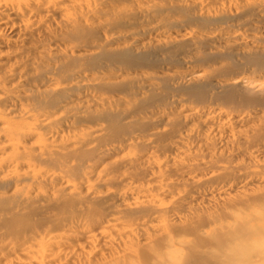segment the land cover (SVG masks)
Segmentation results:
<instances>
[{"label":"bare ground","instance_id":"1","mask_svg":"<svg viewBox=\"0 0 264 264\" xmlns=\"http://www.w3.org/2000/svg\"><path fill=\"white\" fill-rule=\"evenodd\" d=\"M150 1L152 0H0V29L1 27H8L13 29L15 34L9 38L0 34V46L8 43L15 45L31 44V29L34 27L40 29L39 25L42 23H45L46 34L50 38L52 34H56L64 43V45L61 42L58 43L52 38V42L48 40L40 43V54L36 62L16 66V69H4V63L0 60V193L9 188L16 191L18 187L22 189L45 181L49 171L40 175L39 171H35L39 165L44 164L45 167H49L50 164H55L58 170L64 169L65 171L66 160L64 157H73L77 153L66 151L68 148L66 144L61 142V137L67 129L76 123L91 122L94 126L100 125L103 131L110 128L104 124L108 125L110 122L113 124L115 119L122 121L126 118H141L144 115V111L142 112L140 109L142 105L152 101V97L144 99L141 94V96L136 94L134 99L130 101L126 97L119 96V89L123 86H119L118 83H105L98 79L92 80L89 76L99 74L101 71L109 76L106 78L109 81L132 75H140L141 81H146L144 78L148 77H144V60L141 57L144 56V50H146L144 43L133 41L134 37L125 23L130 22L134 17L144 18V16H148L151 8L147 4ZM167 1L171 4L174 0ZM176 1H179L183 7L193 13H204L209 18L225 14L248 18L259 12H264V0ZM160 9L161 12L176 11L171 7L166 10L165 6H161ZM147 32L160 33L161 26L156 24ZM95 34L98 36V41ZM28 35L30 36L27 37ZM181 36L180 39H169L170 37L165 35L163 40H156L151 49L156 51L169 50L180 43H184L190 52L194 51V37L187 33L181 34ZM230 36L232 35L229 34L224 38L221 35L208 38L206 41L208 50H212V47L221 43L228 45L230 42H234L236 49H242L247 41L251 46H257L258 42L262 41L253 36L247 38L239 35ZM58 45L67 48L64 47L62 51L59 50L58 55L54 56V51ZM259 53L264 54L262 51ZM261 54L259 55L264 57ZM23 70H26L28 74H21ZM126 79L129 78L124 80ZM15 80L17 82L13 85ZM159 80L167 86L168 82L174 85L179 79L163 77ZM212 80V77L197 75L191 77L187 85L182 84V86L174 87H176L175 91L181 90V92L196 99H201V84ZM21 83L37 84V86H34V92L26 94L20 91ZM8 85L12 87L6 88ZM240 86L238 81L216 84L214 88L217 92L211 98L215 100L223 98L227 102H236L243 106L253 107L252 112L246 115L226 114L222 108L218 111H206L204 108L191 106L180 108L182 103H175V106L180 108L179 114L185 124L199 122L194 129H190L191 143L188 140L185 145L170 148L174 153V157L170 161L173 162V166H169L167 171L176 170L177 173L181 172L182 176L184 174L186 177L182 181L184 186L188 183L190 187L195 186L197 188L219 179L216 178L211 181L214 179L213 177L200 180L194 176L195 171L193 173L182 172V167L185 166L184 161L197 160L199 157L195 155L197 151L204 150L209 153V144L203 143L207 141L208 136L213 137L214 141L219 140L225 145L235 146L236 153L247 156L249 159L252 154L246 155L236 146L240 142L249 148L260 147L259 151L264 153V86H259L260 91L256 95L245 92ZM104 89H106V94L98 99L87 101L82 98L84 96H81L87 90L94 92ZM175 91L173 90V92ZM159 94L162 95L160 91L155 93V95ZM11 102L12 105L9 106L12 109L7 108L6 110L4 107ZM116 105H122L125 109H114ZM216 118L221 122L214 123ZM163 122L164 119L161 117L157 122L146 123V126L154 131H152V136L168 135L170 138H174L177 132L165 130L157 132L158 125ZM120 130V126H114L111 128V133L113 131L115 134L124 133ZM127 135L129 137L124 138L123 143H133L135 137L131 132ZM29 137L35 140L36 147L26 145V139ZM58 138L59 140H57ZM221 154L222 151L219 152V155ZM176 159H179L178 165H174V162H177ZM74 162L76 161L74 160ZM167 163L156 160L151 163L147 162L146 165L150 168L147 171H160L167 166ZM215 165L218 168V165ZM122 166L123 164H119L116 168L119 169ZM247 166L249 168L236 179L235 185L241 183L243 186L254 185L258 180L264 179L263 162L256 160ZM207 168L209 167L207 166ZM101 178L102 174L99 172L96 174V181L91 182L88 177L85 179L86 189L93 192L91 194L97 201H120L126 203L125 210L129 213L141 214L146 212L150 214L153 212L160 216L157 232L161 234V238L158 236L152 246H149V248L153 247L151 250L154 257L153 264H186L187 258H190L192 251L197 248L187 246L182 237H177L174 234V230L166 221V216L169 209L176 215L177 206L187 205L194 200V196L190 192L183 195L178 194L176 198L169 195L170 199L165 202L164 198L168 196L166 194L168 189L178 187V185L164 182V175L157 181L161 197L158 194H152V189L144 191V186H131L132 188L123 194L111 193L107 196H95L94 191L98 188ZM53 180V177H49V181ZM57 181L63 182L64 178H59ZM71 190H73L71 187L64 185L63 188L55 191L52 199H48L49 202L46 204L48 208L47 218H53L57 223L58 212L63 205L60 200L62 194L65 192L70 194ZM252 191L254 192L249 195L240 191L236 196H231L225 192H219L216 195L210 194L207 198L208 202L212 203L216 210L213 211L212 215L205 218L192 217V210L187 209L189 213L187 217L191 216L185 227L187 232L198 238L199 248L205 247L212 253L209 257L205 256L206 260L201 261L200 264H229L235 258H237V264H264V246L259 248L253 246L257 239L264 240V185L255 186ZM260 202L263 203L258 207ZM11 203L12 200L0 197V210L5 206L8 207ZM15 206L22 207L21 209H13V212L10 209V212L7 211L8 215L25 216L30 213L29 211H32L34 201L25 195L23 199L17 201ZM161 207L163 208L159 211ZM51 212H55L54 217L49 216ZM186 218H183L182 224L188 221ZM228 218L233 219L232 225H224V223L229 222ZM69 222L70 230L73 233L75 232L73 230L74 225L78 223H75L74 220ZM205 225H217L218 227L213 231L202 233L201 228ZM82 228L83 225L80 229ZM104 229L102 234L106 237V230H114V226ZM59 232L61 231L56 230L53 226L46 229L28 230L21 241L28 255L27 264H60L61 250H59V245L64 238L69 241L72 233L69 236L67 232ZM122 232L124 231L122 230ZM86 233L88 234L86 239L91 241L96 239L89 230L82 234L86 235ZM129 233L126 232L129 236L135 234L132 231ZM156 244H159V248ZM122 246V255L125 257L120 258L118 263H113L115 256L120 255L115 250L116 255H110L109 261L104 264H144L143 250H140L138 255L139 249L133 247L128 241ZM229 250H233V252L226 253ZM184 251L186 252L185 258L179 254ZM88 254L90 253L88 252ZM138 258L143 263H140ZM85 259L81 263L77 258L76 264L91 263L88 256Z\"/></svg>","mask_w":264,"mask_h":264},{"label":"rangeland","instance_id":"2","mask_svg":"<svg viewBox=\"0 0 264 264\" xmlns=\"http://www.w3.org/2000/svg\"><path fill=\"white\" fill-rule=\"evenodd\" d=\"M147 6L151 8L148 16H144V18L134 17L130 22L127 21L125 23L134 37L133 41L144 43V49L146 50H144V56L141 57L144 60V77H148L144 78L146 81H141L140 75L127 76L125 78L129 79L126 80L122 78L109 81L106 79L109 76L101 71L99 74L89 76V78L92 80L98 79L105 83H118L119 86H123L119 89V96L126 97L130 101L134 99L136 94H141L144 99L152 97V101L142 105L140 110L144 111V115L141 118H126L122 121L115 119L113 124L111 122L108 125L104 124L110 127L108 130L102 131L100 125L94 126L91 122L76 123L73 127L67 129L63 133V137H61V142L66 144L68 148L66 151L77 153L73 157H64V160H66L65 171L64 169L58 170L55 164H50L49 167H45L44 164L39 165L35 171H39L40 175L49 171L46 174L45 181L39 182L40 184L23 187L22 189L18 187L16 191H13V188H9L0 193V197L12 200L8 207L5 206L0 210V264H27L28 255L21 242L24 234L28 230L46 229L53 226L56 230L67 232L70 236L72 230H70L69 221L71 220L78 224L74 225L73 230L75 232L72 233L71 239L68 241L64 238L59 245V250H61L60 264H76L77 258L83 263L87 256L90 258V264H104L109 261L110 255H116L115 250L120 255L115 256L112 262L118 263L120 258L125 257L122 255V244L127 241L133 247L139 249L138 255L140 250L144 251V264H153L154 257L153 251H151L153 247L149 248V246H152L158 236L161 238V234L157 232L160 216L153 212L150 214L146 212L141 214L129 213V211L125 210L126 203L120 201H97L91 194L93 192L90 189H86L85 179L88 177L91 182H94L96 181V174L99 172L102 174V180L94 191L95 196H107L111 193L123 194L129 188H132L131 186H144V191L152 189V194H158L161 197L157 181L162 175L165 176L164 182H170L175 186L178 185V187L169 188L170 191L168 189L166 193L168 196L164 198L165 202L170 199L169 195L176 198L178 194L183 195L186 192H190L194 196V200L187 205L177 206L175 209L176 215L169 209L166 216V221L171 229L174 230V234L177 237H182L184 239L183 242L187 246H195L197 248L192 251L190 258H187L186 264H200L201 261L206 260L205 256L209 257L212 254L205 247L199 248L198 238L187 232L185 227L191 217H187L189 214L187 209L192 210V217L205 218L212 215L213 211L216 210V207L208 202L207 198L210 194L216 195L219 192H225L231 196H236L242 191L249 195L254 192L252 189L255 186L264 185V179L258 180L254 185L243 186L242 183L235 185L236 179L249 168L248 164L254 163L256 160L264 163V153L259 151L260 147L249 148L247 145H243V142L236 145L246 155L252 154L249 159L247 156L236 153L235 146L225 145L219 140L214 141L211 136H208L207 141L203 142L204 144H209V153L204 150L197 151L195 154L199 156L197 160L192 162L184 161L185 166L182 167V172L193 173L195 171L194 176L200 180L213 177L214 179L211 181L216 178H219L218 180L210 182L206 186H196L197 188H195V186L190 187L188 183L185 186L183 185L182 181L186 177L184 174L183 177L181 172L177 173L176 170L167 171L169 166H173V162L170 161L174 157V153L170 148L185 145L188 140L191 143L190 129H194L199 124L198 121L185 124L179 114L180 108L185 106L200 107L206 111H218L222 108L226 114L232 115H246L252 112L253 107L251 106L227 102L223 98L215 100L211 96H214L213 94L217 92L214 86L221 83L227 84L238 81L242 90L252 95L259 93V86H264V57L259 55L261 54L259 51L264 52V12H259L248 18H240L239 15L233 16L232 14L217 15L214 18H209L204 13H193L176 0L171 4L167 0H152L148 2ZM161 6H165L166 10L171 7L176 9V11L161 12ZM47 23L49 24V22ZM156 24L161 26V32L156 34L148 33L147 31ZM39 26L40 29L39 27L31 29V44L15 45L8 43L0 46V60L4 63V69L10 68L11 70L16 69V66L35 63L40 54L39 44L44 41L50 40L52 42L53 39L58 41V43L61 42L56 34L51 35L52 39L46 34L45 23ZM36 29L39 30L36 31ZM185 33L195 39H193L195 50L192 52L188 50L187 45L184 43H180L169 50L156 51L151 49L155 41L163 40L165 35L169 36V39H180L182 38L181 34L185 35ZM0 34L7 38L11 35L15 36L13 29L8 27H1ZM229 34L232 36L239 35L244 38L253 36L262 41L258 42V47L255 45L251 46L247 41L242 46V49H236L235 43L230 42L228 45H224V43L215 45L212 50H208L206 44L208 38L216 37L217 35H221L224 38ZM95 37L98 41L96 34ZM61 43L64 45L63 42ZM64 47L58 45L54 51V56H57L59 50L62 51ZM133 53L136 54L135 51ZM21 74L25 75L28 73L23 70ZM197 75L213 78L212 81H206L201 84V99H196L187 93L181 92V90L175 91L176 87L174 86L187 85L191 77H196ZM163 77H176L179 80L174 85L168 82L166 86L159 80ZM16 82L15 80L13 85ZM20 85L22 86L20 91L26 94L34 92V86H37V84L31 83H21ZM10 87L12 86H6V88ZM105 90L94 92L87 90L81 96H84L82 97L84 100L90 101L104 96L106 94ZM159 91L162 95H155ZM130 101L129 103H131ZM176 102L182 103V106L180 108L176 107ZM14 104H16L15 101ZM9 105H12V102L8 103L4 108L6 110L7 108L12 109ZM115 108H118V110L125 109L122 105H116ZM161 117L164 122L158 125L157 132L163 130L177 132L174 138H170L168 135L152 136L154 131L146 126V123L157 122ZM220 122L216 118L214 123ZM114 126H120V131L124 133L115 134L114 131L111 133V128ZM98 129L99 131L96 133ZM130 132L135 137V140L133 143L124 144L123 140L129 137L127 133ZM26 145L36 147V142L29 137L26 139ZM221 151L222 154L219 155ZM153 160L168 163L160 171H147L150 168L146 163H151ZM176 160L177 162H174V165H178L179 159ZM142 162L143 164L141 165ZM135 163L138 165H135ZM119 164H123V166L117 169L116 166ZM215 164L218 165V168ZM126 173L130 175L125 176L124 174ZM49 177H53L54 180L49 181ZM59 178H64V181H57ZM64 185L71 187L73 190H71L70 194H67V192L62 194L60 200L63 205L58 212L59 219L57 218V223H55L53 218L46 217L48 212L46 204L49 202L48 199H52L55 191L63 188ZM25 195H28L31 201H34L32 211L21 217L18 214L9 216L8 212H10V209L12 212L13 209H21L22 206H15V204L23 199ZM262 203L260 202L258 207ZM147 207L149 206L147 205ZM54 214L55 212H51L49 216L54 217ZM183 218L188 220L184 224H182ZM228 219L229 222L224 223V225H232L233 219ZM82 225L83 228L80 229ZM111 226H114V230H106L107 234L105 237L102 234L103 230H105L104 228ZM86 227L87 229H85ZM217 227V225H205L201 228V232L213 231ZM86 230H89L90 234L94 235L96 239L92 241L86 239L88 234H82ZM129 231L135 234L129 236L126 234ZM201 232L200 235L202 234ZM125 246L127 247L128 245ZM156 246L159 248V244H156ZM88 252L90 254L87 255ZM231 252L233 250H229L226 253ZM179 254L183 258L186 257L185 251ZM30 260L32 259L30 258ZM138 260L143 263L140 258ZM236 260L237 258L232 259L229 264H237Z\"/></svg>","mask_w":264,"mask_h":264},{"label":"clouds","instance_id":"3","mask_svg":"<svg viewBox=\"0 0 264 264\" xmlns=\"http://www.w3.org/2000/svg\"><path fill=\"white\" fill-rule=\"evenodd\" d=\"M254 247L256 248H259L261 246H264V240H261V239H257L255 242H254Z\"/></svg>","mask_w":264,"mask_h":264}]
</instances>
